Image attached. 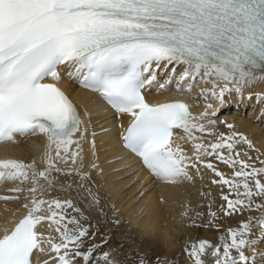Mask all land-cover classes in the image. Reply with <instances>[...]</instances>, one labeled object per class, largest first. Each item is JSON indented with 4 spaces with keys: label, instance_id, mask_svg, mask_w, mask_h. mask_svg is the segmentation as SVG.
Here are the masks:
<instances>
[{
    "label": "snow or ice",
    "instance_id": "snow-or-ice-1",
    "mask_svg": "<svg viewBox=\"0 0 264 264\" xmlns=\"http://www.w3.org/2000/svg\"><path fill=\"white\" fill-rule=\"evenodd\" d=\"M61 66L118 113L131 116L124 145L155 177L173 184L191 181L190 170L203 178V167L219 177L213 183L234 193V199L222 196L225 216L264 212V160L237 147L243 143L259 152L247 136L220 133L215 142L205 143L204 134L213 135L212 117L218 111L209 112L213 104L194 114L186 101L150 103L144 95L145 90L170 91L173 81L178 92L191 93L199 80L211 85L199 95L223 106L227 95L264 81V0H0V143H15L18 136L46 138L43 169L35 159L0 160V182L32 185L27 189L31 207L24 205L27 214L0 236V264H31L34 251L44 252L45 244L54 254L49 256L52 264H78V259L84 264H118L110 252H99L100 244L86 247L90 226L82 223L86 217L71 199L43 198L55 183L53 171H63L58 162L75 166L79 159L83 167L86 129L81 130L77 107L57 84L44 82L59 81ZM178 69L182 71L177 78ZM161 74L167 77L163 82ZM175 129L192 142L191 155L174 143ZM206 157L233 169L231 177ZM73 171L81 180L88 176L75 168L65 174ZM92 200L99 203L95 195ZM45 206L47 214H40ZM69 209L79 215H70ZM209 215L217 217L211 210ZM44 222L54 226L58 239L37 231ZM255 228L264 231V217H250L229 228L227 236L220 237L223 243L214 248L215 264H256L255 255L244 251L254 244ZM210 247V241L200 240L185 251L194 264H204L202 257Z\"/></svg>",
    "mask_w": 264,
    "mask_h": 264
},
{
    "label": "bare ground",
    "instance_id": "bare-ground-1",
    "mask_svg": "<svg viewBox=\"0 0 264 264\" xmlns=\"http://www.w3.org/2000/svg\"><path fill=\"white\" fill-rule=\"evenodd\" d=\"M63 84L73 95L79 108L87 110L81 117L83 122L81 130L86 129L82 141L83 167L79 166V159L75 166L70 161L67 164L58 162V167L63 171H53L55 183L50 191L44 193V199H71L74 205L81 209L82 214H89L93 220L104 219L105 234L109 236L107 238L109 241L121 238L122 244L128 243L132 249H137L143 255L151 247L156 248L155 251L164 262L178 252L182 253V248L187 247L188 244L200 240H208L212 246H216L217 241L214 240H219L221 236L226 237L229 228H238L241 221L250 217L257 219L264 217V212L256 210L225 216L221 206H226V202L222 196L229 195L234 199V193H230L227 186L213 183L212 181L218 180L219 177L209 169L201 167L203 178L196 175L195 170H190L194 177L191 181L182 180L173 184L158 179L142 160L122 148L124 126L131 121V116L126 113L111 112L99 102L94 93L76 88L74 82L64 80ZM202 86L211 87L210 84L198 80L192 93L178 92L173 81L170 91L146 90L145 96L153 102L180 97L187 101L189 98L192 104L190 110L194 114L203 112L206 103L213 104V109L209 111L218 110L212 117L215 120L212 126L213 135L204 134V142H215L216 136L220 133L226 136L231 133H242L252 141L259 152L249 150L243 143L237 146L238 150L247 151L253 158L259 156L264 160V81H256L244 87L239 93L233 92L227 95L223 106L211 98L204 100L199 95ZM228 124L233 127L229 129ZM173 140L191 155L192 142L187 140L181 130L174 135ZM16 141L4 143L0 147V160L16 159L29 163L35 159L38 169L46 166L42 161L46 145V138L43 135L17 137ZM72 147L75 148L74 145ZM205 159H211L220 172L231 177L233 169L214 158ZM93 164L96 165L95 168L92 167ZM256 164L259 166V161H256ZM70 168L77 169L79 173H87V178L81 180L77 171L66 175ZM41 183L44 181L42 180ZM17 186L24 191L20 193L9 191ZM31 186V182L24 184L12 181L0 182V196L19 197L14 200L0 199V236L4 235L6 229L9 231L21 216L27 214L28 208L24 205L28 204L31 207L32 196L27 191ZM92 195L98 197V204L93 202ZM103 206L104 209L101 210ZM46 207L40 214H47ZM210 210L217 213L214 220L209 215ZM68 212L70 215H79L71 209ZM185 212L187 215L184 214ZM198 213L200 215H197ZM123 226L130 229V232L127 233L126 229L122 230ZM37 231L43 233L45 237L51 235L58 239L54 226L50 228L47 222L38 225ZM132 234H136L137 237H133ZM252 238L254 244L244 251L249 257L255 255L256 264H264V231L255 228ZM148 239L152 240L153 246L146 243ZM115 246V250L121 256V252L125 251L123 245ZM44 248V252L34 251L32 256L36 264H45L46 261L52 264L49 256L54 254L48 252L46 244ZM211 248L213 247H210L207 254L202 257L204 264H215L214 252L211 254L209 251ZM181 257L185 258L182 254ZM192 260V257H187L183 264L188 262L194 264ZM78 264H84L83 260L78 259Z\"/></svg>",
    "mask_w": 264,
    "mask_h": 264
},
{
    "label": "rangeland",
    "instance_id": "rangeland-1",
    "mask_svg": "<svg viewBox=\"0 0 264 264\" xmlns=\"http://www.w3.org/2000/svg\"><path fill=\"white\" fill-rule=\"evenodd\" d=\"M202 88H204V87L202 86ZM103 209H104V206H103V208L101 207V210H103ZM83 216L86 217V220H83L82 223H84L86 226H90V236H89L88 240L86 241V247L93 244V243L94 244H100L101 247L99 249V252H105V251L110 252L111 258L115 259L118 262V264H140L141 261H143V264H183L184 259L187 257L188 258L190 257L188 255V253L185 251V249L190 247L191 244H188L187 247L182 248V253L176 252L177 254L175 256H171L166 262H164V259H162L157 254V251H155L156 248L153 249L151 247V249L148 250L145 253V255L140 254L137 249H135V248L132 249V247L130 245H128V243L122 244L121 238H114V241H112V239H110V241H109L107 239V238H109V236L107 234H105L106 228H104V225H105L104 219L93 220V219H91V216L87 213H83ZM112 230H114V229H112ZM122 230L127 231L128 229L123 226ZM93 232L95 233L94 237L91 235V233H93ZM129 232H130V229L128 230L127 233H129ZM112 234H114V233H112ZM132 235H133V237L135 236V238L137 237L136 234H132ZM149 240L150 239H148L146 243H148L149 245L151 244L150 246H153L152 240L151 241H149ZM104 241H106V243H103ZM214 241H217L216 246L222 244V241L220 239L214 240ZM116 244H119L118 247L123 245V249L125 251L121 252V256L119 255L120 253H118L115 250L116 248H114V247H116L115 246ZM86 247L84 250H86ZM214 248H215V246H213V248H211V250H209L211 254L214 252ZM181 254L183 256H185V258L181 257ZM115 255L117 256V258ZM119 256H120V258H119ZM122 259H123V261H122ZM191 262H193V260ZM186 264H189V262Z\"/></svg>",
    "mask_w": 264,
    "mask_h": 264
}]
</instances>
